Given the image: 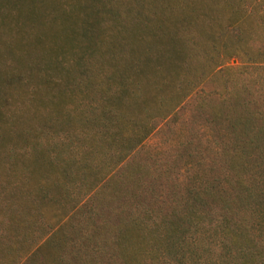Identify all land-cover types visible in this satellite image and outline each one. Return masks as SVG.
Wrapping results in <instances>:
<instances>
[{
	"label": "rangeland",
	"instance_id": "obj_1",
	"mask_svg": "<svg viewBox=\"0 0 264 264\" xmlns=\"http://www.w3.org/2000/svg\"><path fill=\"white\" fill-rule=\"evenodd\" d=\"M248 91L264 113V0H0V114H9L0 117V264H16L54 219L66 233L112 243L109 257L127 215L164 212L201 167L215 184L225 174L215 137L237 111L221 100L248 99ZM47 129L71 132L83 156L76 162L85 172L70 175L64 190L41 176L43 163L21 159L24 141ZM124 163L131 182H143L141 206L122 194L102 204L103 190L87 197ZM65 257L36 255L31 264H74ZM104 259L94 264L112 260ZM111 264L123 262L118 255Z\"/></svg>",
	"mask_w": 264,
	"mask_h": 264
},
{
	"label": "trees",
	"instance_id": "obj_2",
	"mask_svg": "<svg viewBox=\"0 0 264 264\" xmlns=\"http://www.w3.org/2000/svg\"><path fill=\"white\" fill-rule=\"evenodd\" d=\"M92 8L100 12L96 7ZM68 18L72 21L76 15L71 13ZM191 90L187 89L181 98L174 101V108H178ZM249 92L248 99L233 96L221 100L224 104L235 105L237 111L234 116H229V130L219 132L215 137L213 155L220 156L225 163L224 177L215 184L211 183L214 178L209 179L200 173L204 170L201 167L196 172L197 177L191 178L185 189L182 186L184 194L174 192L168 196L164 212L142 208L139 215L138 212L125 214L128 217L126 221H120L118 229L121 241L117 247L113 246L109 257H106L105 250L112 243L107 240L93 242L91 237L94 234L78 232L75 228L72 233H66V222L58 223L54 219L44 239L22 255L16 264H31L32 257L36 255L47 261L68 262L65 261L66 254L72 256L74 264H94L101 261L102 256L106 261L115 260L118 255L123 264H145V261L148 262L146 264H264V161L260 157L264 153V113L252 108ZM172 97H176L174 93ZM24 109L23 106L16 108L19 111ZM7 115V112H2L0 117L4 120ZM209 116L210 125H217L219 115L210 111ZM73 119L75 117L68 121ZM67 132L65 129L56 132L47 129L31 141L25 140L21 152L23 163L32 158L43 163L41 176L53 181L59 190H64L70 175L76 171L82 174L86 169L84 162L77 166V162L83 160L82 154L77 153L76 141L72 133ZM52 134L60 137V143L54 142L55 137L49 139ZM45 143L51 145L41 151ZM131 148L132 145L125 148V153ZM38 152L41 156L37 155ZM119 161H115L113 167ZM249 162H253L251 169H248ZM121 165L120 171L110 172L104 180L90 187L87 197L91 194L95 197L98 195L95 193L103 190L107 195L102 204L109 206L110 199H118L122 194V199L129 195L130 203L141 206L144 197H137L136 191L144 190L143 182L138 178L131 182L125 170L128 165ZM176 185L181 189L179 182L176 181L174 187ZM68 238L71 242L67 241Z\"/></svg>",
	"mask_w": 264,
	"mask_h": 264
}]
</instances>
